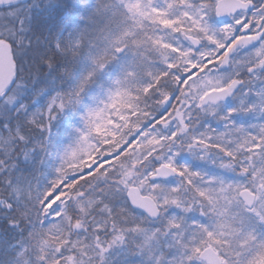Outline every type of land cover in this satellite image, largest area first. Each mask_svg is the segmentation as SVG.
Wrapping results in <instances>:
<instances>
[{
	"label": "snow or ice",
	"instance_id": "1",
	"mask_svg": "<svg viewBox=\"0 0 264 264\" xmlns=\"http://www.w3.org/2000/svg\"><path fill=\"white\" fill-rule=\"evenodd\" d=\"M0 264H264V0H0Z\"/></svg>",
	"mask_w": 264,
	"mask_h": 264
}]
</instances>
